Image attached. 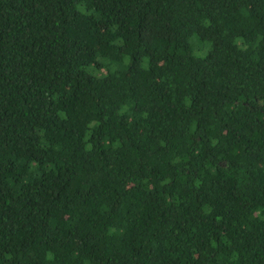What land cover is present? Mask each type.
Instances as JSON below:
<instances>
[{
  "label": "trees",
  "instance_id": "16d2710c",
  "mask_svg": "<svg viewBox=\"0 0 264 264\" xmlns=\"http://www.w3.org/2000/svg\"><path fill=\"white\" fill-rule=\"evenodd\" d=\"M0 264H264V0H0Z\"/></svg>",
  "mask_w": 264,
  "mask_h": 264
}]
</instances>
